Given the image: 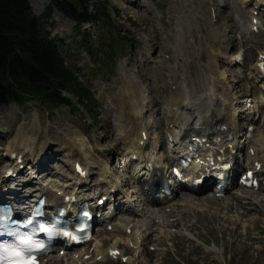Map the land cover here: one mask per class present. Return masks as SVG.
Wrapping results in <instances>:
<instances>
[{"label":"rangeland","instance_id":"obj_1","mask_svg":"<svg viewBox=\"0 0 264 264\" xmlns=\"http://www.w3.org/2000/svg\"><path fill=\"white\" fill-rule=\"evenodd\" d=\"M29 1L37 15L43 13L48 6L46 0ZM97 1L107 2L114 18L112 27L104 28L102 31L107 35L108 41L111 39L113 41L117 36H130L135 39L128 58L118 63L117 69L111 76L104 75L99 68H94L91 55L86 51L78 50L74 44L80 41L76 37L75 22L55 13L52 26L47 27V30L50 37L59 45L67 65L93 91L100 109L101 116L98 121L94 122L87 117L81 108L64 106L46 109L39 102H31L24 106H1L0 129L6 128L11 132L6 141L0 142L2 150L15 143L17 138H35V152L38 154L45 153L46 157L60 155L65 149V154L71 152L73 159L81 158L83 161L85 156L80 148L82 142V146L87 152H92L97 162L104 163L109 168V163L105 162L111 159V168V161L115 155L121 153V145L113 131L111 132V128L121 121L126 126V130H130L129 126L134 119L131 101L132 99L143 101V97L140 96L143 93L138 89H142L154 105L151 91L155 90L158 84L165 87L166 77L168 78L169 74L173 79L174 87L181 86L183 90L189 82L203 85L204 80V84H207L218 74H224L231 80L230 86L238 88L240 84L245 83L242 80L246 77L245 72L252 67L258 53L264 50V38L258 43H248L245 34L240 33L238 24L235 23L236 17L242 15L241 21L244 23L248 22L249 18L243 15L246 11L237 0H209V5L206 6L205 0H194L199 1L196 4L193 0H134L135 3L133 0ZM86 27L92 34L93 40L98 43L97 29ZM212 43L216 45L213 46ZM232 47L238 48V51L225 52ZM116 48L120 49L121 46ZM255 49L256 52H253ZM227 57L230 62L238 63L233 67L234 71L225 65L224 59L227 61ZM195 59H198L197 62H201L202 66H207L205 72H199ZM211 64L214 68L210 67ZM170 66L174 68L175 73L174 71L170 73ZM126 82L129 90H126ZM246 89V87L244 90L235 89V92L240 96L246 92ZM153 109L154 106L150 108L151 111ZM123 114H130L131 117ZM153 123L156 125L157 120L155 119ZM60 157L63 158L62 155ZM64 162L54 161L51 164L59 167L53 171V175L62 173L65 178L73 180V171L68 170ZM5 164L0 162V171ZM92 172L95 173L96 170ZM259 195H264V192ZM204 199L213 202L212 199ZM206 201L204 202L207 205ZM196 204L199 206L198 203ZM255 207L256 210L250 211V214L242 219H239L236 211L234 214L219 206L217 208L220 209L213 211L220 212L213 217H210V212L191 214L188 221L194 225L188 230L190 233L187 237L190 241L171 234L166 235L163 241L152 242L159 252H149L150 254L142 258L143 264H264V204H257ZM224 216L229 219L221 221ZM140 220L148 222L151 218L144 216ZM185 225L189 226L187 223ZM173 229L177 230V227ZM105 235L108 236H102L101 240L111 239L112 242L120 236L119 232ZM98 240L100 241V237ZM141 261L133 258V263L130 264H141ZM63 264H69V261Z\"/></svg>","mask_w":264,"mask_h":264},{"label":"trees","instance_id":"obj_2","mask_svg":"<svg viewBox=\"0 0 264 264\" xmlns=\"http://www.w3.org/2000/svg\"><path fill=\"white\" fill-rule=\"evenodd\" d=\"M108 5L97 0H50L43 14L37 16L29 0H0V106H23L33 101L46 109L79 106L97 118L94 95L66 66L45 26L57 10L76 22L77 33L81 35V27L90 20V6L94 7L99 22L111 24ZM88 38L85 35L77 42L78 46L90 50ZM113 45L114 41L112 49ZM112 49L107 47L104 65L113 58Z\"/></svg>","mask_w":264,"mask_h":264},{"label":"bare ground","instance_id":"obj_3","mask_svg":"<svg viewBox=\"0 0 264 264\" xmlns=\"http://www.w3.org/2000/svg\"><path fill=\"white\" fill-rule=\"evenodd\" d=\"M46 1H48V0H46ZM229 5H230V3H229ZM246 35H248V32H246ZM212 44H213V46L216 45L215 43H212ZM217 54H215V55H217ZM212 58H213V56H212ZM215 59H216V57H215ZM197 60L198 59H195L194 62L196 63V66H197L199 72L200 71L205 72L207 66L206 67L202 66L201 62H197ZM192 61H193V59H192ZM186 63H188V62H186ZM195 63H194V65H195ZM209 64H210V62H209ZM211 65L212 66H210V67L214 68V65L213 64H211ZM208 70H210V68ZM184 71H186V70H184ZM211 71H214V70H211ZM233 71H234V69H233ZM190 72H192V71H190ZM174 73H175V71H174ZM253 73H256V76L259 77V72H258L257 68L253 69ZM207 79H208V77H207ZM230 83H231V80L229 78H227L224 74H218L217 77H213L209 82H207V84L206 83L204 84V80H203V85L197 84V82L196 83L189 82L187 84L186 89H185L186 93L183 89L176 92V95H177L176 102H173L171 107L168 108V110L166 111V113L168 112V114L167 115H166V113L164 114V118L166 120H169L170 123H175V129L172 131L175 134V136L176 137L179 136L178 131H177L179 128V125L187 126L188 129H190L191 125H193V126L200 125L203 128L207 127V129H202V131H201L204 134V136H203L204 138H214V139L221 138V140H222V146L220 147L221 149H223L224 147L226 149L228 148L229 144L232 143L231 137H234V140L238 139V137L240 135H242L243 131L238 132L237 126H235L233 128V125L235 124V121H236V119H235L236 112L234 111V106H235V100H236V95H237V93H234V90L237 87L236 88L231 87ZM126 90H129V86H128L127 82H126ZM138 90H139V92H141L140 89H138ZM118 94H119V92H118ZM129 95L131 96V98H133V96L131 94H129ZM174 95H175V93H174ZM140 96L143 97L144 95L141 94ZM147 102H148V97L144 98L143 104L139 101V99L138 100L132 99L131 105L130 104L129 105L131 106V112L134 114L135 118L139 117L140 119H142V116L144 114L143 105L146 104ZM123 115L124 116H130V114H123ZM262 115L264 116V114H262ZM180 121H181V124H179ZM182 121H185V122H182ZM223 126L225 127V129H229V131H227V132L225 130L221 131L220 127H223ZM124 129H126L125 126H124ZM124 129H122V131L119 132V134H118L120 142L129 145L128 147L132 148L133 151L140 152L142 154L143 150L140 148L141 147L140 142L142 140V135L147 134L150 137L153 134L149 131L150 127H148L147 124H144L143 121H140L138 123H134L129 132H126V130H124ZM4 132L6 134L11 133L7 129ZM81 143H80V145H81L80 148H81V150H83L85 152L84 156L86 159V164L82 165L84 167V169L87 171V177L85 179H89L92 175L95 176L96 174H93L91 170H93V168L94 169L96 168L98 173L101 172L102 176H103V177L101 176L102 177V180L100 182L101 184H103L104 182H111L110 170L107 167H105L104 164H101L99 161L97 162L94 159L92 152H89V151L87 152ZM13 145H16V146L14 148L8 147V150L10 152V157H12V155L15 153H20L23 155L24 158H26L27 153L28 154L30 153L32 155L30 158H32L35 154V138L34 139L33 138L32 139L17 138L15 143L13 142ZM76 145H77V143H76ZM156 145L155 146L153 145L149 149L150 153H152L153 155H156V150L158 153L160 152V150H158L159 141H156ZM66 146H69V145H66ZM170 147H172V146H170ZM36 153L38 155V152H36ZM162 157L163 156H161L160 159H162ZM27 158H28V160H30V158L28 156H27ZM261 159H264V158L261 157ZM78 162L79 161L73 162V169H75V164ZM9 165H15V163L10 161ZM237 173H239V172H237ZM237 173H235V175H237ZM27 175H28V172H27ZM20 176H21V174H20ZM231 177L233 178V176H231ZM2 179H0V183L5 181ZM85 179L82 176L76 174V177H74V183L60 182L58 180V181L52 182L51 187L55 191L56 190L57 191H60V190L61 191H64V190L68 191L69 190L68 195H70L71 199H72V201L69 204H72L74 198L82 200V196H83L82 193H84V191L85 192L88 191L87 187H85L84 185H80V183H83L82 181H84ZM227 183L231 184L232 182L228 181ZM123 184L124 183L121 182V185H123ZM97 186H100V184H98ZM112 188H115V187H112ZM112 188L107 189L106 193L110 194ZM121 188H123V187H121ZM74 191H76V192L78 191V194L75 193ZM89 191H90V189H89ZM87 193L88 192H86L84 195H86ZM50 194H52V193H50ZM52 196L54 198H56L59 202H60V199L62 201H64L62 198H59L56 195V193L52 194ZM139 197H140V195H139ZM142 200H144V199H140V201H142ZM188 200L189 199H186L187 203L185 205V208L193 210L194 212L199 211L197 209V207H199L201 205V203H198V202H201V199H198L197 202H195V200H190V201H188ZM222 201H223L222 203L217 202L219 204L220 208L222 207L223 209H228L230 207L231 208L230 211L232 213H234L236 211V213L241 214L239 212V210L243 211V213L247 212V211H254V210H256L255 208H257V207H255V205H257V203L259 205L264 204V195H257L256 193L246 192V193H243V195H241V196H239L238 194L231 195V200L229 201L230 204H228V205L225 203L224 200H222ZM196 203H198L199 206ZM195 205H196V207H191V206H195ZM167 208L172 210L171 214L168 215L169 218H176L179 216V215H176V213H177V211L180 210V208H177L176 205L171 204V205H168ZM205 208H209L211 210H214V208L207 206V205L205 206ZM220 208H215V210L220 209ZM205 210H207V209L202 208L201 211H205ZM164 215H166V214H164ZM239 217H241V216H239ZM155 219H160V218L155 217ZM228 219L229 218L224 216L221 218V221H227ZM230 220H231V217H230ZM251 221H253V220H251ZM129 226L130 225L124 226L125 227L124 229L126 230V228H128ZM141 228H143V227L139 226V225L134 227V229L136 230V233H137L136 235L143 233L142 231H140ZM153 229H154V227L151 229L152 232H153ZM146 233H147V231H146ZM155 234H157V233L155 232ZM133 236L134 235H132L131 238H127V241L134 240ZM116 245H117V243L115 244V246ZM97 255H98V251H97ZM55 264H57V263H55Z\"/></svg>","mask_w":264,"mask_h":264},{"label":"snow or ice","instance_id":"obj_4","mask_svg":"<svg viewBox=\"0 0 264 264\" xmlns=\"http://www.w3.org/2000/svg\"><path fill=\"white\" fill-rule=\"evenodd\" d=\"M22 243H24V244L27 245L29 242H28L27 239H24V240H22ZM19 264H35V262H34V261H23V260H21V261L19 262Z\"/></svg>","mask_w":264,"mask_h":264}]
</instances>
